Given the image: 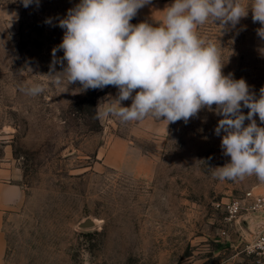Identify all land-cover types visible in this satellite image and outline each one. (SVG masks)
<instances>
[{
  "label": "rangeland",
  "instance_id": "rangeland-1",
  "mask_svg": "<svg viewBox=\"0 0 264 264\" xmlns=\"http://www.w3.org/2000/svg\"><path fill=\"white\" fill-rule=\"evenodd\" d=\"M78 2L0 0V166L22 190L4 214L2 264H251L242 239L255 237L263 217L242 211L230 222L224 204L264 193V181L214 177L230 157L213 131L221 117L208 109L167 126L151 116L122 122L99 115L115 86L67 85L51 50L64 33L58 21ZM214 23L198 35L222 47V73L259 97L260 23L251 10L235 27ZM33 83L44 91L28 94ZM85 219L94 224L79 227Z\"/></svg>",
  "mask_w": 264,
  "mask_h": 264
},
{
  "label": "clouds",
  "instance_id": "clouds-1",
  "mask_svg": "<svg viewBox=\"0 0 264 264\" xmlns=\"http://www.w3.org/2000/svg\"><path fill=\"white\" fill-rule=\"evenodd\" d=\"M32 3L21 0L24 7ZM149 3L79 0L58 21L64 33L51 54L54 64L65 62L59 74L67 85L79 82L83 90L115 86L116 96L103 101L99 115L122 122L151 116L167 126L186 123L202 108L214 112L221 117L214 134L221 136L222 153L230 157L212 168L214 177L223 181L255 175L264 181V127L253 119L264 123V87L255 97L243 78L224 75L222 47L197 33L206 22L218 21L220 29L235 27L251 10L252 20L261 25L257 35L264 39V0H171L157 25L130 23ZM57 51L63 52L61 58ZM44 87L33 83L26 91L37 95ZM128 99L131 104L123 106Z\"/></svg>",
  "mask_w": 264,
  "mask_h": 264
},
{
  "label": "crops",
  "instance_id": "crops-1",
  "mask_svg": "<svg viewBox=\"0 0 264 264\" xmlns=\"http://www.w3.org/2000/svg\"><path fill=\"white\" fill-rule=\"evenodd\" d=\"M171 0H150L149 4L144 5L138 12V23L147 22L154 26L161 22L163 17L162 10L170 5ZM117 88L115 87V94ZM134 94V93H133ZM122 104L129 106L131 99L122 101ZM13 169L7 166H0V264L3 263L4 235L2 231L4 214L15 205H18L22 199V190L20 186L11 180Z\"/></svg>",
  "mask_w": 264,
  "mask_h": 264
},
{
  "label": "built area",
  "instance_id": "built-area-1",
  "mask_svg": "<svg viewBox=\"0 0 264 264\" xmlns=\"http://www.w3.org/2000/svg\"><path fill=\"white\" fill-rule=\"evenodd\" d=\"M247 202L233 199L224 204V210L226 211V218L230 222L237 220L238 215L242 211L247 213L259 214L263 217L262 221H258L260 229L250 240L242 239L243 245L240 249V253L246 256L253 257L251 264H264V193H246ZM227 235V230L221 232Z\"/></svg>",
  "mask_w": 264,
  "mask_h": 264
},
{
  "label": "water",
  "instance_id": "water-1",
  "mask_svg": "<svg viewBox=\"0 0 264 264\" xmlns=\"http://www.w3.org/2000/svg\"><path fill=\"white\" fill-rule=\"evenodd\" d=\"M94 222L91 219H85L79 223V227H91Z\"/></svg>",
  "mask_w": 264,
  "mask_h": 264
}]
</instances>
